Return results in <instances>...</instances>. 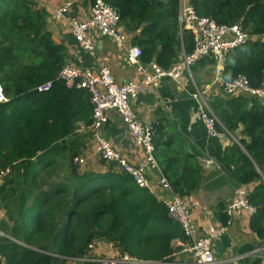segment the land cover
<instances>
[{"label":"trees","instance_id":"16d2710c","mask_svg":"<svg viewBox=\"0 0 264 264\" xmlns=\"http://www.w3.org/2000/svg\"><path fill=\"white\" fill-rule=\"evenodd\" d=\"M104 1L117 9L121 27L142 49V63L167 71L194 53V36L179 25L180 0ZM188 3L200 17L242 26L252 40L227 55L223 81L244 77L264 92V0ZM47 19L34 0H0V83L8 99L0 103V171L23 166L20 208L11 223L0 222V264H90L84 260L98 241L139 261L174 264V242L191 241L163 201L116 163L101 161L104 172L76 169L75 159L92 141V132L80 133L93 123L91 95L60 78L67 51L47 30ZM208 65L216 61L202 58L192 73ZM48 83L51 90L38 91ZM220 90L207 97L222 124L217 131L238 139L226 150L225 162L250 189L251 229L264 241V103L247 93L228 95L224 85ZM153 124L155 160L173 192L188 199L203 184V168L195 156L185 155L177 136L166 138L162 120ZM15 183L0 184V207L17 197ZM226 208H217L223 227L232 221Z\"/></svg>","mask_w":264,"mask_h":264},{"label":"crops","instance_id":"0c3cea01","mask_svg":"<svg viewBox=\"0 0 264 264\" xmlns=\"http://www.w3.org/2000/svg\"><path fill=\"white\" fill-rule=\"evenodd\" d=\"M37 9L48 13L47 30L52 34L57 44L64 45L67 51L66 65L77 68H90L96 70L99 65L110 68L118 84L139 82L142 75L131 66L127 59V50L133 46L131 36L126 49L119 48L111 38L91 32L90 36L96 45V59H94L80 44L68 25V20L85 21L91 14V0H34ZM69 7L65 18L55 19L54 11ZM125 32V30L122 28ZM194 80H198L200 90L207 98L213 94H222L221 83L217 82L216 65H208L198 68L193 74ZM191 82L185 75L181 84L171 79H164L159 87L144 86L139 97L133 102V107L144 122L163 121L166 125V138L177 136L186 147L185 155L195 156L200 162L204 180L198 192L186 199L192 210L193 221L197 229V237H203L206 232L214 228H222L218 219V205L226 206L248 187L241 186L234 174V168L225 162L226 150L237 143V136L228 132L213 135L209 132L201 119V104L193 96ZM88 131L83 128L80 133ZM103 136L111 145L119 151L132 165L138 166L145 160V152L136 145L124 124L123 118L110 112L108 122L103 128ZM240 136V133L238 134ZM86 170L104 172L105 167L98 158L92 141L85 150ZM23 166L11 170L8 179H13L17 197L0 207V222H12L14 214L20 208L19 198L21 195L23 179ZM152 185L151 192L160 200L166 201L171 198V193L161 186V174L158 170L150 167L146 170ZM1 234V232H0ZM3 234V233H2ZM4 235V234H3ZM185 245L181 241H175L174 247L178 252L174 256V264H194L190 254L184 252ZM264 241L260 240L251 229V216L243 211L236 214L227 227L213 242V251L216 264H245L244 260L253 261L260 259L264 264L262 252ZM93 255L100 257H112L119 253L113 245L104 241L95 243Z\"/></svg>","mask_w":264,"mask_h":264},{"label":"built area","instance_id":"2783aa9c","mask_svg":"<svg viewBox=\"0 0 264 264\" xmlns=\"http://www.w3.org/2000/svg\"><path fill=\"white\" fill-rule=\"evenodd\" d=\"M71 5L72 3H69L63 8L56 9L53 14L54 18H65ZM68 25L76 41L94 59H96V45L90 36L91 32L111 38L119 48H127L129 37L122 30L119 12L104 0H95L92 3L91 14L87 20L82 22L68 20ZM179 25L181 31H189L194 36L195 51L192 55H183L181 62L170 70H163L156 63H142V49L137 46H131L127 50V59L130 65L134 66L137 72L142 75L139 82L118 84L110 68L106 65H99L96 70L66 65L60 74V78L65 81L69 88L84 89L91 95L93 123L88 128V131L92 132V142L98 158L107 163H116L133 176L139 187L150 191L152 190V185L146 170L150 167L158 170L161 174V186L171 193V198L163 202L166 204L170 216L182 226L185 235L191 241V244L184 249V252L192 256L194 264H216L213 242L226 231L227 227L219 229L212 227L203 237H197V229L190 206L187 204L186 199L173 192L172 187L164 178L155 160L154 124L141 120L133 107V102L139 97L144 86L157 88L164 79H171L180 85L186 75L194 87L193 96L201 104V119L211 134L219 135L217 125L222 124L194 80L191 70V66L194 63L202 58L214 59L216 61L217 82H220L221 86L224 85V91L228 95L247 93L261 98L264 103V92L252 89L249 81L244 77H239L229 83L223 81L222 74L227 55L252 40L240 24L233 26L219 25L211 18L198 16L193 6L188 3V0H180ZM51 87L52 84L48 83L39 87L38 91L47 92L51 90ZM7 101L3 86L0 83V103ZM110 112H115L123 118L128 133L136 145L144 150L145 160L142 164L138 166L132 165L103 136V128L108 122ZM85 164L86 158L84 156L78 157L74 161L78 171H83ZM10 174L11 169L0 171V182ZM248 196L249 190L244 188L227 205L226 211L231 218L243 211L247 212L251 217L253 216L255 209L250 205ZM94 246L95 244L91 246L90 257L84 260L90 264H152L139 261L120 252L112 257L95 256L92 253ZM261 250H264V248L259 249L257 252ZM55 264L63 263L57 261Z\"/></svg>","mask_w":264,"mask_h":264},{"label":"water","instance_id":"95a60500","mask_svg":"<svg viewBox=\"0 0 264 264\" xmlns=\"http://www.w3.org/2000/svg\"><path fill=\"white\" fill-rule=\"evenodd\" d=\"M262 257L264 258V251L262 252Z\"/></svg>","mask_w":264,"mask_h":264},{"label":"rangeland","instance_id":"374dc122","mask_svg":"<svg viewBox=\"0 0 264 264\" xmlns=\"http://www.w3.org/2000/svg\"><path fill=\"white\" fill-rule=\"evenodd\" d=\"M7 178H8V177H7ZM0 235H3V234H2V232H1V234H0ZM187 245H188V244H187Z\"/></svg>","mask_w":264,"mask_h":264}]
</instances>
